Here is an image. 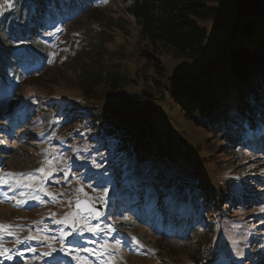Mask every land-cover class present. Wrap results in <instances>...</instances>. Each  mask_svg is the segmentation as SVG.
<instances>
[{"label":"trees","instance_id":"trees-1","mask_svg":"<svg viewBox=\"0 0 264 264\" xmlns=\"http://www.w3.org/2000/svg\"><path fill=\"white\" fill-rule=\"evenodd\" d=\"M28 1L32 6L30 20L25 24L29 36L17 33L12 22L0 27L1 92L13 95L9 99L5 96L4 102L16 111L19 102L28 97L27 93L31 94V81L46 79L44 73L55 66L77 75L75 89L90 103H102L111 94L119 93L116 101H110L107 106L95 111L90 106L84 112V120L91 124L92 130L87 139L91 143L97 141L94 148L102 150L103 168L118 177L123 192L152 189L171 206V218L165 223L178 230L184 227L191 243L199 246L192 254L193 264H215L218 260L220 264H260L264 249L258 251L254 244H258L259 229L264 227V0H135L126 12L136 25V53L146 63L140 71L142 83L140 72L130 79L128 72L123 71L115 54L119 51L109 54L106 50L105 25L85 31V40L90 45L83 47L81 40L73 42L77 32L90 28L94 20L91 12L97 6L110 4V0ZM221 3L231 11L227 14L231 21L230 34L242 41L233 42L229 48L214 49L205 67L199 65L191 72L182 67L169 77L165 58L194 62L207 53L214 34L199 22H216L220 10L215 6ZM129 38L126 36L124 40L131 42L133 39ZM62 40L75 47H61ZM140 83L143 86L139 89ZM129 84L131 89L125 91ZM21 88L27 93L20 91ZM166 92L171 108H178L187 121L209 131L215 142L210 154L218 151L224 157L232 151H237L235 156L241 152L253 154L262 167L260 172L254 178L240 180L224 163H219L220 181L215 182L208 170L183 166L182 157L173 151L169 138L156 139L151 118L154 113H161V96ZM78 112L72 109L70 116L83 117ZM81 128L84 127L80 131ZM239 157L238 162L242 159ZM177 183L190 187L189 193L174 194ZM210 191L217 198L214 215L226 221L229 215L242 210L263 207L262 214L256 213L259 216L256 219H260L257 223L249 219L256 217L255 211L245 219L228 222L243 233L238 239L244 249L243 257L231 255L227 260L217 257L218 243L205 232L214 222L211 208L204 202ZM74 212L78 220L86 217ZM93 222L107 228L101 220ZM196 227L204 232L206 245L196 238ZM52 251L58 258H67L64 248Z\"/></svg>","mask_w":264,"mask_h":264},{"label":"rangeland","instance_id":"rangeland-1","mask_svg":"<svg viewBox=\"0 0 264 264\" xmlns=\"http://www.w3.org/2000/svg\"><path fill=\"white\" fill-rule=\"evenodd\" d=\"M26 1L0 0V27L2 24L9 26L12 22L17 33L22 32L29 36L25 24L30 20L32 8L30 9ZM134 1L110 0V4L105 7L97 6L91 12L94 20L91 21L90 28L77 32L76 41H73L74 43L77 40L83 41V47L86 44L90 45V42L85 40V31L89 32L98 25L101 27L105 25L108 35L106 50L109 54L119 51L115 52L116 57L120 58L123 71L128 72L130 79L146 65L136 53L138 49L134 43L137 35L136 25L126 12ZM8 3H11L12 7L9 8ZM215 7L220 10L216 22H199L214 34L207 53L194 62L165 58L169 77L182 67H187L190 72L199 65L205 67L211 60L210 54L215 50L229 48L233 42L238 44L242 41L229 32L231 21L227 14L231 11L228 10V5L225 7L221 3ZM78 23L83 24V21ZM119 29H122V32ZM49 33L50 31L47 32ZM126 36L133 40L131 42L124 40ZM11 38L14 39V36ZM61 43V47H75L66 40H62ZM44 74L46 79L31 81V94L20 89L26 92L28 97L19 102L16 111L4 102L13 95L1 92L0 85V169L3 168L0 179V223H8V226L15 224V227L9 230H0L2 237L0 247L15 248V255H11L9 251L12 258L4 259L6 261L4 263L13 264L17 258L15 264H39L34 262L40 258L41 260L56 258L52 250L64 248L72 264H82V260L76 257L87 261V264H160L159 259L162 263L165 262L163 264H193L192 254L199 246L191 243L189 232L186 230L184 232V227L181 230H170V224H164L163 218L166 220L171 218V206L158 200L161 196L155 194L152 189L140 192L126 191L123 195L122 184L118 185L117 182L118 177L111 170L103 168L102 150L93 149L97 141L91 143L87 139L92 130L89 129L91 124L84 120L86 109L90 106L94 107L93 111L101 109L102 105L107 106L110 101H116L119 93L111 94L102 103L92 101L90 103L87 99L81 98V94L75 89L78 78L74 73H69L61 66H55ZM138 74L141 75L142 83V72ZM73 77H76V80H73ZM141 83L139 89L143 86ZM130 86L131 84L127 85L124 90H130ZM158 93L157 91L156 94ZM161 97V113L156 112L151 116L155 124L156 139L161 136L169 138L174 146L173 151L182 157L183 166L202 167L209 171L210 178L215 182L220 181L217 172L219 163H224L223 165L240 180L254 178L260 172L262 167L253 159V154L241 152L235 156L237 151H232L227 157L220 156L221 151L210 154L209 151L215 142L210 138L209 131L187 121L178 108L175 109L173 106L171 108L167 92ZM70 104H73V108ZM65 108L67 110H63ZM72 109L79 111L83 117L70 116ZM82 126L84 128L80 131L79 128ZM163 141L166 139L163 138ZM239 156L242 157L240 162ZM48 161L54 165L55 171L50 170L53 165H46ZM46 166L47 169H44L43 173L39 171L40 167ZM42 187L46 192L40 190ZM80 188L84 191L78 192ZM189 188L183 183H177L173 192L182 196L189 193ZM241 193L239 190V195ZM81 197L101 207V221L107 228H103L101 223L96 225L88 220V217L78 220L77 214L74 217V225L56 223L57 220H63L65 216L75 213L71 211V203ZM204 202L213 213V226L205 228V232L218 243L220 254L217 257L223 260H227L231 255L243 257L244 249L239 246L238 240L243 233L233 229L234 225L228 222L230 219H245L253 211L255 214H262L263 207L258 210H242L237 215H229V220L226 221L214 215L217 206L215 192L210 191ZM3 204H7L8 208ZM250 207L252 208V205ZM257 214L255 218H249L254 223L260 220L256 219L259 217ZM85 223L97 228V233L92 234L83 228ZM186 225L185 223L184 226ZM9 231L13 235H8ZM63 233L70 235L62 238ZM194 233L200 243L206 245L204 232L200 227H196ZM259 233L260 240L254 246L261 251L264 249V227L259 229ZM29 236H35L37 239L29 240ZM17 237L20 243H16ZM132 237H136L144 247L137 245ZM116 241L121 242L120 247H117ZM78 242L81 248H87L89 251L73 250ZM105 243L111 247L105 249L103 247ZM229 248H232L233 254ZM71 253L73 256L69 255ZM3 258L6 257L0 256V262ZM220 261L214 263L220 264ZM44 262L40 264H45ZM260 264H264V258Z\"/></svg>","mask_w":264,"mask_h":264},{"label":"snow or ice","instance_id":"snow-or-ice-1","mask_svg":"<svg viewBox=\"0 0 264 264\" xmlns=\"http://www.w3.org/2000/svg\"><path fill=\"white\" fill-rule=\"evenodd\" d=\"M105 2H107V0H105ZM8 7H9V8L12 7L11 3H8ZM47 163L51 164V161H48ZM39 171L43 173V172H44V169L41 168V169H39ZM10 175H11V174H10ZM29 179H31V177H30ZM40 190L46 192V189H44L43 187H42ZM83 191H84L83 188L78 189V192H83ZM46 194H48V193H46ZM84 194L87 195V193H84ZM49 195H50V194H49ZM104 195H105V196L107 195V192H106V191L104 192ZM34 199H35V197H34ZM69 203H70V202H69ZM81 204H82V202L79 201V200H77V208H78V209L81 208ZM17 206H19V203H18ZM83 210H84L86 213H88L89 216H92V217H95V218H98L99 215H100V213L97 212V211L95 210L94 207L89 206V203H88V202H83ZM75 216H76V213H72V214H70V215L65 216V218H64L63 220H57L56 223H57V224H70V223H71V224L74 225V224H75V219H74ZM10 227H11V226L0 225V230H7V229L10 228ZM83 228H86V229H87L90 233H92V234H96L97 231H98L97 228L92 227V226L88 225L87 223H85V224L83 225ZM8 235L11 236V235H13V233H12L11 231H9V232H8ZM68 235H70V233H63V234H62V238H63V237H67ZM0 239H2V237H0ZM28 239H29V240H33V239H37V237H35V236H29ZM45 239H47V237H45ZM132 240H133L137 245H139L141 248L144 247L143 244H141L140 241H139L136 237H132ZM20 242H21V241H20L19 238L17 237V238H16V243H20ZM116 245H117V247H120L121 242H120V241H116ZM103 247H104L105 249H107V248L111 247V245H108L107 243H105V245H103ZM73 250H75V251H81V250H83V251H89V249H87V248H81V247L79 246V242L77 243V246H74ZM9 251H10V250H8V249H5V248L0 247V256H5L7 259H11L12 257H11L10 255H8V252H9ZM21 255H22V253H21ZM76 258L82 260V258H80V257H76ZM110 258H111V257H110ZM82 264H87V261L82 260Z\"/></svg>","mask_w":264,"mask_h":264},{"label":"water","instance_id":"water-1","mask_svg":"<svg viewBox=\"0 0 264 264\" xmlns=\"http://www.w3.org/2000/svg\"><path fill=\"white\" fill-rule=\"evenodd\" d=\"M79 201H81L82 202V204H81V208H77V202H75L74 203V205H73V209H75V210H77V211H79L80 212V214H88V213H86L84 210H83V202H88L89 203V206H91V207H94L89 201H87L86 199H81V200H79ZM95 208V210L97 211V212H99L100 214H101V208L100 207H94ZM94 219H97V218H95V217H93Z\"/></svg>","mask_w":264,"mask_h":264}]
</instances>
